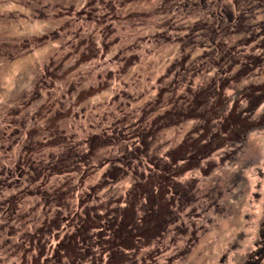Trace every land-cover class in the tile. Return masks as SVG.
I'll use <instances>...</instances> for the list:
<instances>
[{"label":"clouds","instance_id":"9594fccd","mask_svg":"<svg viewBox=\"0 0 264 264\" xmlns=\"http://www.w3.org/2000/svg\"><path fill=\"white\" fill-rule=\"evenodd\" d=\"M262 33L264 0H0V201L20 200L15 218L0 211V264H31L43 246L56 264V245L77 227L56 212L71 220L82 203L101 215L136 203L142 229L147 199L137 186L146 180L158 196L165 166L182 196L125 264H247L264 247V101L250 107L246 93L264 84V66L229 84L239 67L218 65L234 46L242 62L264 55ZM65 60L67 80L48 73ZM162 77L171 94L156 108L148 101ZM202 96L213 114L223 105L217 129L239 102L243 119L219 143L205 138L203 120L169 118ZM54 109L63 117L50 120ZM149 111L160 127L145 145L150 125L135 122ZM21 163L23 180L9 188ZM26 189L43 192L29 199ZM102 230L92 227L89 244L57 259L79 264L88 247L96 264H109Z\"/></svg>","mask_w":264,"mask_h":264},{"label":"rangeland","instance_id":"374dc122","mask_svg":"<svg viewBox=\"0 0 264 264\" xmlns=\"http://www.w3.org/2000/svg\"><path fill=\"white\" fill-rule=\"evenodd\" d=\"M207 0H201V6L206 7ZM224 19L228 22L231 21V18L227 15L224 16ZM264 35V33H262ZM256 39L255 35L250 37L248 43H252L253 40ZM214 43V41H213ZM238 43H244L243 41ZM264 45V41H261V45ZM243 61L246 62V67L244 64L242 65V61L239 58V51L233 47L231 52L227 54L224 53L220 63L218 66L223 67L225 63H227V70L231 71L233 67L238 66L239 71H237L235 77L229 79L228 83L231 84L233 81L239 83L240 80L247 77L249 74L247 70L254 71L256 67L264 66V55L261 56H244ZM67 60L63 62H55L52 67L48 68V73L50 75L61 76L66 73ZM64 79L67 80L68 76L64 75ZM57 83L63 85V81H58ZM160 85V88L157 91V95L155 101H148L149 104H155L156 108L163 105L165 102V97L171 94V89L166 84L164 78L162 77L157 81ZM69 89H71V85H67ZM249 91L246 93V98L249 101L250 107L252 105L258 104L260 101H264V84H256L248 86ZM71 95L76 96V91H71ZM169 112L173 111L172 102H169ZM239 102L233 105V111L227 113L223 120L221 121V125L219 128H215V120L220 119L221 108L223 105L216 106V112L213 114L209 110V104L207 97H200L199 101H193L190 106L183 108L181 111L179 108L177 111L180 114L177 116L173 114L169 117L172 120H180L182 123L186 120L190 119H198L203 120L205 122L207 136L208 138L212 133L216 134L215 143H219L221 140L225 139L228 134L232 131L233 127H239L238 124L233 125L234 120L243 119V115L239 111ZM63 117V113H57L54 109L49 114V119H54L57 115ZM154 114L152 112H147V115L142 113V118L140 121L135 123L140 124L142 127L145 124L150 125L148 128V136L142 138L143 143L146 145L148 141L152 138V128H159L160 125L157 124V121L160 120V117H155V119H151ZM165 116H168V113H165ZM164 123V121H161ZM135 126V125H133ZM205 129H202L204 131ZM127 133H125L126 135ZM177 151H179L177 149ZM182 155H187V153H183ZM131 159V158H130ZM152 167L157 170H161L162 166L159 162L150 161ZM127 166V165H126ZM20 172L17 173L20 176V180L12 181L8 183V187H13L14 184L18 185L22 180L23 176L20 175L23 172L24 165L21 163L19 165ZM35 166L33 165L29 171H33V175H35ZM165 175L160 178V193L158 196L153 194L152 188L150 184L142 179V182L137 186L138 192L142 193L144 197L147 199V204L145 207L147 208V212L143 218V228H140V225L137 222V207L138 204L131 203L126 209H118L113 208L110 211L106 212L104 215L100 214V210L93 208H87L83 203L81 204V208L83 209L82 213H78L75 218L69 220L63 212H56V215L64 217L65 222H68L70 225H76V231L71 234L70 237L66 236L63 241L59 245H56L57 251L52 253V259L56 260V264H61V260L57 259V257H63L69 249L78 248L79 244L87 245L91 242V238L88 236V232L92 227H98L103 229L102 231L97 233V240L100 242L102 246L105 247L106 250L111 251V258L109 260V264H125L128 260L127 252H138L139 246L137 244V240L147 241L150 238H154L152 236V232L156 229L157 225L162 224L163 222L168 220V212L173 206L175 200L181 198L182 193L176 191L175 188L172 187L171 184V175H169L170 169L166 166L164 167ZM3 183V182H0ZM172 190L174 193V201L165 203L169 190ZM29 199L33 197H40L43 189H32L25 190ZM134 200L136 198H133ZM52 203V202H49ZM62 205L57 203L56 207L59 209ZM20 207V200L17 196L8 197L6 201H0V211H5V214L15 218L16 212L14 209H18ZM46 224H50L51 227H57V221L54 217H50L45 221ZM42 236L47 235L48 231L45 227L41 226L38 230ZM111 235L112 239L107 240L106 236ZM33 244H43V240H33ZM81 255V261L79 264H84L85 261H91L92 264H96L94 259V250L92 248L84 247L82 249H78ZM126 250V251H122ZM47 247L43 246L36 253V257L31 262V264H40V261L43 260L44 264H47V261L44 260V257L47 254ZM264 252V247L259 248L256 252L252 253L247 262L250 264H264V257L261 258L260 254ZM74 264H77L74 261ZM137 264H140L137 261Z\"/></svg>","mask_w":264,"mask_h":264},{"label":"trees","instance_id":"16d2710c","mask_svg":"<svg viewBox=\"0 0 264 264\" xmlns=\"http://www.w3.org/2000/svg\"><path fill=\"white\" fill-rule=\"evenodd\" d=\"M230 22H231V21H230ZM230 22H229V23H230ZM231 51H232V49H231L230 51H228V52H231ZM228 52H226L225 54H227ZM243 64H244V66L246 67V62L243 61L242 65H243ZM178 108H179V107L176 106V110H178ZM215 137H216V134L212 133L208 138H210L211 140H213V141L215 142ZM178 150H179V149H178ZM260 257L263 258V257H264V254L261 253V254H260Z\"/></svg>","mask_w":264,"mask_h":264},{"label":"flooded vegetation","instance_id":"af4514ba","mask_svg":"<svg viewBox=\"0 0 264 264\" xmlns=\"http://www.w3.org/2000/svg\"><path fill=\"white\" fill-rule=\"evenodd\" d=\"M263 254H264V252H262ZM248 264H250V263H248Z\"/></svg>","mask_w":264,"mask_h":264}]
</instances>
